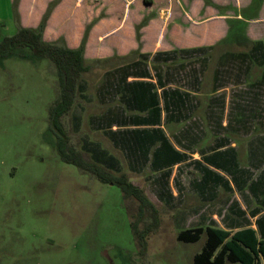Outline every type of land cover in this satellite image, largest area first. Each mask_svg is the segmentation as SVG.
Returning a JSON list of instances; mask_svg holds the SVG:
<instances>
[{
  "label": "crops",
  "instance_id": "obj_1",
  "mask_svg": "<svg viewBox=\"0 0 264 264\" xmlns=\"http://www.w3.org/2000/svg\"><path fill=\"white\" fill-rule=\"evenodd\" d=\"M52 1L18 0V26L35 28ZM229 1L214 0L212 8L203 0H59L42 39L60 38L75 49L90 23L87 69L68 115L80 97L102 110L89 123L108 128L128 173L147 175L152 197L173 212L175 238L184 230L215 227L230 235L250 229L264 242V58L240 54L246 51L211 54L215 46L264 48V40L246 32L264 17L243 19L240 11L250 0L217 9ZM117 5L121 14L114 23ZM69 6L79 12L70 15ZM142 20L136 39L134 26ZM230 26L246 28L243 34ZM130 54L131 61L91 70L90 81L83 79L89 64Z\"/></svg>",
  "mask_w": 264,
  "mask_h": 264
},
{
  "label": "rangeland",
  "instance_id": "obj_2",
  "mask_svg": "<svg viewBox=\"0 0 264 264\" xmlns=\"http://www.w3.org/2000/svg\"><path fill=\"white\" fill-rule=\"evenodd\" d=\"M203 1L213 8L214 0ZM217 1L226 3L227 0ZM230 1L227 8L217 9H231ZM262 1L250 0L240 11L243 19L264 17V10L260 9ZM69 9L70 15L79 12L73 6ZM118 14L121 10L117 5L111 21L118 23ZM130 20L131 17L126 25ZM89 25L84 28L87 32ZM138 26H134L135 34ZM230 27H236L243 34L246 28ZM15 32L11 1L0 0V38ZM246 32L252 39L264 40V20L257 21ZM86 37L87 34L85 40ZM248 48V43L227 48L215 46L211 54L217 55L223 50L247 51ZM134 58V54H130L121 61L89 64L83 79L90 81L91 70L107 69ZM57 95L55 69L47 60L6 59L2 62L0 264H191L193 255L205 242V235L195 243L176 240L173 212L164 209L152 197L147 188V175L128 173L119 144L110 142L108 128H94L89 123V116L102 113V110L94 111V103H86L80 97L72 113L60 121L72 147L80 151L86 161L109 169L114 176L125 174L126 180L154 205L159 223L145 236L143 252L131 227L137 202L126 199L117 186L102 184L59 160L53 148L54 137L48 130V108ZM145 223L146 220L136 224L137 231L142 230Z\"/></svg>",
  "mask_w": 264,
  "mask_h": 264
},
{
  "label": "trees",
  "instance_id": "obj_3",
  "mask_svg": "<svg viewBox=\"0 0 264 264\" xmlns=\"http://www.w3.org/2000/svg\"><path fill=\"white\" fill-rule=\"evenodd\" d=\"M59 0H53L46 7L38 25L35 28L18 26L17 4L18 0H11V15L16 25V32L12 36L0 38V66L6 59H19L24 61H38L45 59L50 62L56 73L58 95L48 108L49 131L54 137V151L65 164L76 167L98 182L117 186L126 199L137 202L134 220L131 222L132 233L139 246L140 252L145 250V236L157 227V212L137 187L132 186L123 174L114 176L102 166L92 161H86L82 153L75 150L63 129L61 119L67 116L74 103L78 91V82L82 73L86 71L83 63V50L87 29L77 48H67L62 39L46 42L42 39V32L51 9ZM144 20L136 28L143 26ZM242 25L244 23L241 22ZM244 27V26H242ZM231 30H228L230 34ZM25 51V52H23ZM240 54H258L264 58V48L251 46L246 52ZM146 220L142 230L137 231L136 224ZM201 234L205 235V242L201 250L193 255L191 264H264V242L254 238L253 231L244 229L233 233L215 228H195L181 231L176 240L182 243H194Z\"/></svg>",
  "mask_w": 264,
  "mask_h": 264
}]
</instances>
